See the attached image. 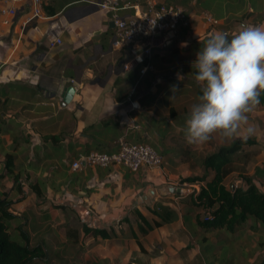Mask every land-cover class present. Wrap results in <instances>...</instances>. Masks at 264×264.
<instances>
[{
	"label": "crops",
	"instance_id": "0c3cea01",
	"mask_svg": "<svg viewBox=\"0 0 264 264\" xmlns=\"http://www.w3.org/2000/svg\"><path fill=\"white\" fill-rule=\"evenodd\" d=\"M97 2L47 0L42 17L30 20V5L19 3L7 23L0 14V180L9 183L0 195L12 200L13 220L20 222L31 245L43 240L54 261L75 251L83 264H206L205 257L224 248L230 251L228 264H251L256 259L243 257V238L258 230L247 229L234 239L223 229L200 230L195 221L199 210L186 201L182 186L188 184L179 182L180 173L144 165L136 171L123 165L69 168L68 162L83 153L116 151L120 138L151 144L161 158L175 162L187 158L190 153L184 152L192 146L183 131L190 109L174 105L187 87L170 86L176 91L168 88L162 101L155 86L165 72L164 61L190 53L191 39L181 47L172 36L170 44L154 48L151 67L142 72L144 65L135 64L131 55L140 41L114 44L111 13L99 10ZM55 39L59 44L50 47ZM173 77L181 80L176 73ZM70 85L74 92L64 103ZM237 164L243 162L234 164L225 181ZM159 206L174 209L177 217L138 235L139 246L119 221L128 217L136 232L130 209L151 220V210ZM82 223L113 226L118 233L111 239L84 237ZM72 229L78 241L65 245ZM255 238L248 245L254 254Z\"/></svg>",
	"mask_w": 264,
	"mask_h": 264
},
{
	"label": "trees",
	"instance_id": "16d2710c",
	"mask_svg": "<svg viewBox=\"0 0 264 264\" xmlns=\"http://www.w3.org/2000/svg\"><path fill=\"white\" fill-rule=\"evenodd\" d=\"M54 12L53 10L48 13L45 10V13L49 15ZM187 30L188 28L181 27L179 31L184 34ZM205 41H198L199 43L196 45H190L188 47L189 51L202 50ZM146 61L147 59L142 64ZM193 71L196 75L197 70L195 67ZM193 93L201 95L200 87H195ZM260 101V103L264 102V94L261 95ZM255 143V138L251 137L246 142L235 139L227 144L220 145L198 160L202 168L201 175L187 176L181 179V182L187 184L198 183L197 191L193 190L189 193L186 201L194 206L196 210H199V213L195 215V221L200 230L223 229L229 232L233 239L236 238L237 234H241L247 229L262 230L264 232V191L258 188L251 176L247 175L242 177V185L227 187L224 183L225 178L234 170V164L243 162L248 158L249 153L246 148L253 146ZM261 149L264 155V144ZM187 153L188 151L184 152L185 155ZM12 160V156L6 158L7 169H11ZM253 173L264 180V164L261 167H254ZM18 188L20 187L18 186ZM11 203L12 200L0 195V264H83L81 260H78V254L75 251L70 256L72 259H58L56 257L58 253H56V261H54V256L47 252L45 242L41 240L31 245L28 234L20 224L15 226L18 230L16 237L11 236L9 225L15 218V215L9 210ZM130 212L134 216L133 221L136 232L132 229L128 217H123L119 224H127V236L134 238L139 246L141 244L138 235H145L153 228L166 224L177 217L176 211L168 206H159L158 209H152L151 213L154 218L151 220L146 219L137 209H130ZM81 228L84 237L111 239L117 236L118 233L113 226L93 228L82 223ZM67 234H69V237L65 245L77 243L76 229H72ZM256 264H264V256Z\"/></svg>",
	"mask_w": 264,
	"mask_h": 264
},
{
	"label": "clouds",
	"instance_id": "9594fccd",
	"mask_svg": "<svg viewBox=\"0 0 264 264\" xmlns=\"http://www.w3.org/2000/svg\"><path fill=\"white\" fill-rule=\"evenodd\" d=\"M229 35L212 33L196 53L194 79L202 94L183 129L190 145H204L214 135L246 142L256 134L249 114L264 94V23L241 25L231 39Z\"/></svg>",
	"mask_w": 264,
	"mask_h": 264
},
{
	"label": "rangeland",
	"instance_id": "374dc122",
	"mask_svg": "<svg viewBox=\"0 0 264 264\" xmlns=\"http://www.w3.org/2000/svg\"><path fill=\"white\" fill-rule=\"evenodd\" d=\"M168 3L181 6L189 13H192L191 23L184 34L179 33L175 36L176 42L181 43V47L186 45H196L199 43L198 41L206 40L212 33L216 31H224L228 32L229 39H231L232 34L237 33L240 30L241 25H259L264 23V0H166ZM204 11H208L215 18L218 19V24L209 25L202 17V13ZM190 38L191 42L188 44L186 39ZM200 39V40H198ZM183 50V49H182ZM196 52V51H195ZM196 58V53H181L180 58L178 56L168 57V60H165L164 63L167 65L165 72H161V75L158 76V81L155 83V86L159 88L158 91L161 90L162 101L165 100V95H167L168 88H172L176 84V87H187V92L178 94L176 99L174 100V105H185L188 109H191V106L197 101V97L199 95H193L192 89L195 87H200L194 77L195 73L193 71L194 60ZM163 63V61H162ZM176 73L181 80L178 81L173 77V74ZM174 78V79H173ZM188 80V81H187ZM154 81V80H153ZM176 81V83H173ZM186 81V82H185ZM190 84L189 86L185 85ZM161 103V101H160ZM249 123L255 126L256 134L252 137L255 138L256 143L251 146L248 151V158L243 161V165L239 166L237 164V169L231 174L230 178H228L225 182L227 187L233 186L235 187V181L237 178H240V183L237 185H242L244 175L251 176L253 178L254 183L258 186L259 189L264 191V180H261L260 177L256 176L253 171L254 167H261L264 164V155L261 147L264 144V102L260 103L254 112L249 114ZM259 142H258V141ZM229 140L222 138L217 135L216 140L212 142H207L204 145L196 146L192 145L188 148V153L191 157L183 158L180 162H175L172 158H161V168L165 167L169 173L171 174H179V182L181 179L187 176L201 175L202 168L198 160L205 154L215 150L218 146L227 144ZM151 145V144H150ZM154 149L155 147L152 146ZM156 150V149H155ZM157 151V150H156ZM119 166V165H116ZM112 167V166H111ZM169 169V170H168ZM4 176V175H3ZM235 178V179H233ZM10 179V177L8 178ZM8 181L0 180V189L8 188ZM185 189L183 190V194L186 196L193 191V187L191 185L182 186ZM7 191V190H6ZM19 225V221L13 220L9 225V231L11 236L16 237V232L18 231L15 228V225ZM63 225L58 226V232L60 234V238L62 235ZM253 236H256L255 251L248 248V245L251 244V240ZM12 237V238H13ZM14 239V238H13ZM244 246L246 247V253L243 257L254 258L256 260H260L264 256V232L262 230H258L254 234H249L246 238H243ZM224 246V245H223ZM230 251L226 249H216L214 253L210 257H205L206 264H228L229 256L227 253ZM249 254V255H247ZM72 255V251L68 253V255L63 258H68ZM256 260H253L251 264H256ZM250 264V263H247Z\"/></svg>",
	"mask_w": 264,
	"mask_h": 264
},
{
	"label": "built area",
	"instance_id": "2783aa9c",
	"mask_svg": "<svg viewBox=\"0 0 264 264\" xmlns=\"http://www.w3.org/2000/svg\"><path fill=\"white\" fill-rule=\"evenodd\" d=\"M46 2L47 0H0V14L4 17V23H7L15 15L19 3H28L31 9L28 20L39 18L43 15ZM97 8L111 13L114 44L121 46L140 41V46L131 48V55L135 64H142L147 59L141 69L142 72L151 67L148 61L152 50L170 44L181 27L189 28L192 17L183 7L167 3L165 0H98ZM126 10L130 12L120 13ZM202 17L209 25H216L219 22L208 11H204ZM59 42V39H55L49 43L50 47ZM71 82L74 80L71 79ZM161 163V155L151 145L120 138L116 151L92 150L70 160L68 166L72 171H78L85 167L106 168L123 165L129 170L136 171L143 165L160 167ZM189 185L197 191L198 183Z\"/></svg>",
	"mask_w": 264,
	"mask_h": 264
},
{
	"label": "water",
	"instance_id": "95a60500",
	"mask_svg": "<svg viewBox=\"0 0 264 264\" xmlns=\"http://www.w3.org/2000/svg\"><path fill=\"white\" fill-rule=\"evenodd\" d=\"M110 26L111 27H114V25H113V21H111L110 22ZM73 92H74V87L73 86H67L66 88H65V94H64V96H63V102L65 103V102H68L69 100H70V97H71V94H73ZM118 264V263H117ZM128 264H130V263H128Z\"/></svg>",
	"mask_w": 264,
	"mask_h": 264
}]
</instances>
